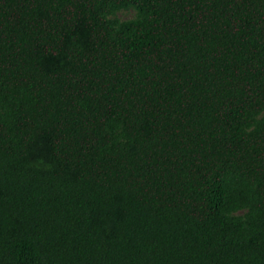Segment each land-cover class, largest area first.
<instances>
[{
  "label": "trees",
  "instance_id": "1",
  "mask_svg": "<svg viewBox=\"0 0 264 264\" xmlns=\"http://www.w3.org/2000/svg\"><path fill=\"white\" fill-rule=\"evenodd\" d=\"M0 264H264V0H0Z\"/></svg>",
  "mask_w": 264,
  "mask_h": 264
},
{
  "label": "rangeland",
  "instance_id": "2",
  "mask_svg": "<svg viewBox=\"0 0 264 264\" xmlns=\"http://www.w3.org/2000/svg\"><path fill=\"white\" fill-rule=\"evenodd\" d=\"M130 14V13H129ZM131 15V14H130ZM129 15H127L126 17H128Z\"/></svg>",
  "mask_w": 264,
  "mask_h": 264
}]
</instances>
